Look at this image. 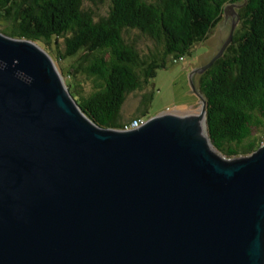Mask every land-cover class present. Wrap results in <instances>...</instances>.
I'll use <instances>...</instances> for the list:
<instances>
[{
    "label": "water",
    "instance_id": "95a60500",
    "mask_svg": "<svg viewBox=\"0 0 264 264\" xmlns=\"http://www.w3.org/2000/svg\"><path fill=\"white\" fill-rule=\"evenodd\" d=\"M236 7L192 83L232 42ZM202 100L200 114L101 127L48 52L0 31V264H264V141L219 160Z\"/></svg>",
    "mask_w": 264,
    "mask_h": 264
},
{
    "label": "trees",
    "instance_id": "16d2710c",
    "mask_svg": "<svg viewBox=\"0 0 264 264\" xmlns=\"http://www.w3.org/2000/svg\"><path fill=\"white\" fill-rule=\"evenodd\" d=\"M106 1L108 14L96 17L84 9L85 0H0V22L5 24L0 31L36 43L54 41L60 60L76 57L78 64L74 62L71 69H80L94 81L89 95L76 93L82 110L101 127L122 129L126 122L120 112L127 94L143 88L158 68L165 67L169 56L180 58L206 41L224 20L225 6L238 4L233 40L199 74L197 89L206 102L208 137L219 152L227 157L249 156L260 147L264 141V0ZM129 28L162 44V55L142 60L124 39ZM58 38H63V52Z\"/></svg>",
    "mask_w": 264,
    "mask_h": 264
},
{
    "label": "rangeland",
    "instance_id": "374dc122",
    "mask_svg": "<svg viewBox=\"0 0 264 264\" xmlns=\"http://www.w3.org/2000/svg\"><path fill=\"white\" fill-rule=\"evenodd\" d=\"M237 8H235L236 12ZM84 9L92 10L96 17L104 16L108 14L109 4L106 0L97 3L85 0ZM230 25L231 17L226 22L223 20L219 26L213 29L206 41L196 43L190 51L185 52L182 55L183 60H180V58L175 59L173 55L169 56L165 67L158 68L156 75L150 78L143 88L127 94L120 112L121 121L123 123L127 122L135 116L147 120L161 113H173L181 116L200 114L203 108V100L197 89L199 74L193 75V85L191 73L209 60L219 44L227 37ZM4 27L5 24L0 22V30ZM123 36L127 43L137 49L142 60L148 59L152 55L159 57L164 52L162 44L142 34L137 29H126ZM57 41L60 52H63L65 47L63 38H58ZM37 44L50 54L54 65L61 74L65 85L69 86L68 88L74 98L78 100L77 95L87 96L93 91V79L80 69L76 71L73 70L74 68L71 69L76 57L60 60L54 41L50 45L43 41ZM77 64L76 61L74 65L77 66ZM137 71L141 74L140 68H137ZM70 72L71 75L69 76ZM214 152L219 160L227 163L235 162L238 160L237 158L244 157H227L217 149Z\"/></svg>",
    "mask_w": 264,
    "mask_h": 264
},
{
    "label": "bare ground",
    "instance_id": "6f19581e",
    "mask_svg": "<svg viewBox=\"0 0 264 264\" xmlns=\"http://www.w3.org/2000/svg\"><path fill=\"white\" fill-rule=\"evenodd\" d=\"M198 123H200L199 125V135H200V138L205 141V143H207V146L208 148L214 152L216 149L214 146H212L211 144V141L209 140V137H208V133H207V129H206V124H205V121L204 119H200L198 118ZM215 153V152H214Z\"/></svg>",
    "mask_w": 264,
    "mask_h": 264
},
{
    "label": "built area",
    "instance_id": "2783aa9c",
    "mask_svg": "<svg viewBox=\"0 0 264 264\" xmlns=\"http://www.w3.org/2000/svg\"><path fill=\"white\" fill-rule=\"evenodd\" d=\"M180 60H183V56L180 57ZM145 120L140 117H135L130 121L124 123L123 128L124 130L136 129L139 128L142 124H144Z\"/></svg>",
    "mask_w": 264,
    "mask_h": 264
}]
</instances>
